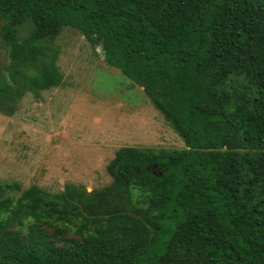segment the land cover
I'll list each match as a JSON object with an SVG mask.
<instances>
[{
    "label": "trees",
    "instance_id": "1",
    "mask_svg": "<svg viewBox=\"0 0 264 264\" xmlns=\"http://www.w3.org/2000/svg\"><path fill=\"white\" fill-rule=\"evenodd\" d=\"M63 26L183 147L119 146L89 191L0 182V264H264V0H0L1 113L59 85Z\"/></svg>",
    "mask_w": 264,
    "mask_h": 264
},
{
    "label": "rangeland",
    "instance_id": "2",
    "mask_svg": "<svg viewBox=\"0 0 264 264\" xmlns=\"http://www.w3.org/2000/svg\"><path fill=\"white\" fill-rule=\"evenodd\" d=\"M53 43L59 85L25 92L12 114L0 112V182L89 191L110 183L105 166L119 146L183 147L141 88L103 62L99 44L69 26ZM7 61L0 43V67Z\"/></svg>",
    "mask_w": 264,
    "mask_h": 264
}]
</instances>
